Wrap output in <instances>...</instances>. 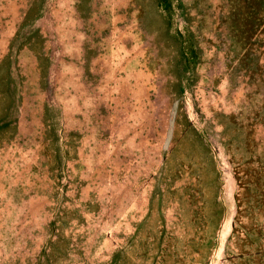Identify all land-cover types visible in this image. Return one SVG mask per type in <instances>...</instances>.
<instances>
[{"label": "rangeland", "instance_id": "obj_1", "mask_svg": "<svg viewBox=\"0 0 264 264\" xmlns=\"http://www.w3.org/2000/svg\"><path fill=\"white\" fill-rule=\"evenodd\" d=\"M0 264H264V0H0Z\"/></svg>", "mask_w": 264, "mask_h": 264}]
</instances>
